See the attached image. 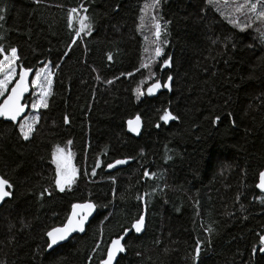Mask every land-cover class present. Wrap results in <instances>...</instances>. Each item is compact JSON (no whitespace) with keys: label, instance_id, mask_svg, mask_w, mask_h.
<instances>
[{"label":"trees","instance_id":"obj_1","mask_svg":"<svg viewBox=\"0 0 264 264\" xmlns=\"http://www.w3.org/2000/svg\"><path fill=\"white\" fill-rule=\"evenodd\" d=\"M148 1L0 0V45L17 48L18 71L54 70L28 141L0 118V176L14 185L0 208V264H101L144 208L145 231L126 238L116 264H264V43L206 0H160L162 54L144 60L138 24ZM85 15L92 31L77 36L75 17ZM169 75L171 90L146 96ZM164 109L179 119L160 120ZM138 115L134 138L125 125ZM68 141L78 174L61 192L52 153ZM118 159L126 167L109 172ZM84 202L96 205L85 233L47 252L46 232Z\"/></svg>","mask_w":264,"mask_h":264},{"label":"snow or ice","instance_id":"obj_2","mask_svg":"<svg viewBox=\"0 0 264 264\" xmlns=\"http://www.w3.org/2000/svg\"><path fill=\"white\" fill-rule=\"evenodd\" d=\"M36 3H40V0H35ZM160 0H152L151 5H145V8L152 7L155 8L159 5ZM227 2V0H226ZM206 3L208 4H214L216 3V0H206ZM247 9V11H245ZM2 11V10H0ZM85 12L88 10L85 8ZM141 11L143 12L144 9L142 8ZM235 11L237 13H240L241 15L246 16L245 24L241 28V31H244L246 28H252L256 26V30L259 32V38L261 40V43H264V28L259 27V25H264V0H256V2H251V0H244V3L237 4ZM77 12V9L73 8L70 10L69 13V26L71 27V22L73 20L74 13ZM254 17V19H253ZM79 20L80 27L79 30L76 32V35L79 36L81 32H88L90 33L92 31V23L90 20V17L85 16H77L75 17ZM5 17L3 15H0V21L4 20ZM143 19V17L141 18ZM153 20L156 19L155 16L152 17ZM230 23H233L234 25L238 26V20L237 19H229ZM155 37L156 40L152 43L156 44L154 56L160 57L162 54V48L157 43L160 40L161 36V25L159 22L155 23ZM147 39V37H145ZM76 41L73 40V43ZM166 43V41H165ZM249 47H253V45H249ZM147 51V49H146ZM65 56L68 55L67 52L64 54ZM0 75H2L3 78H0V96H4L7 92L6 98L3 100L2 103H0V117H4L12 122H16L17 118L21 115V113L24 112L26 105L23 104L22 98L24 97V94L28 92L29 84H28V77L29 72L32 71L31 69L27 68H20V71L18 73L19 78L15 80L14 86L11 87L9 91V85L13 83V77L17 75V61L19 59L18 57V50L16 47H11L9 49H5L3 45H0ZM108 59L111 60L112 56L109 55ZM151 59V58H150ZM171 60L172 58L169 57L167 60L164 61V65L167 67H171ZM144 68H148L149 64L144 63L141 65ZM59 67V65H57ZM139 70V69H138ZM131 75V74H129ZM155 75L154 73L152 74ZM151 78V77H150ZM168 82H161L160 80H156L154 83L151 84L150 87L147 89L148 95H152L156 90L165 88L168 90H171V82L173 81V76H168ZM45 82L47 84V87H45ZM108 83H112V81H108ZM32 86L39 88V100L36 102H33L31 104V107L33 109H39V108H47V97L51 95L50 89L52 85V79H51V73L48 72V65H45L43 68L39 69L35 72V79L31 80ZM137 98L139 99L140 96H142L144 93L141 91L139 87H137L135 90ZM164 114L160 116V120L167 123L170 120H177L179 119L178 116L172 115L171 112H169L167 109L163 110ZM229 116L232 115V113L228 114ZM140 116L138 115L135 120H129V131H138L139 125H140ZM221 120V117L219 115L215 116L213 123L216 124ZM39 122L38 116H33L31 118H25L20 124H19V131L20 135L25 141H28L33 132L35 131V124ZM68 117H65V123H68ZM233 124L235 125V121H233ZM160 125L157 124V127ZM69 144H71V141H68ZM65 149L60 148L59 146L56 147L55 151L52 153L53 162L56 164V178H55V185L59 189V191L63 192L65 191V186L70 185L74 182V179L76 177V170L73 168L70 164V153L68 156L64 155ZM128 160H116L114 163H109L108 168H114L117 165H123L127 164ZM99 162H97L96 167H99ZM92 175H96L95 168L92 171ZM145 176H149L150 174L145 171ZM259 183L256 185L257 188L264 191V170H261L259 172ZM14 185L6 179L4 176H0V203L5 202V198L11 197L12 192L7 191L6 189H12ZM45 193H49L48 189H44ZM43 196V193L41 194ZM96 207L92 202H84L80 204H73L72 205V214L68 216L67 223L63 225V227H53L51 230H48L46 232V236L49 238V241L47 243V249L46 250H53L54 246L58 245L60 241H64L67 239V237L70 235V233L74 231H85V222L87 221L89 215H91L93 209ZM145 228V216L143 214H140L138 218H134L131 222L130 228H124L123 234L120 235L118 238H114L111 240L110 245L107 248V255L106 259L101 260V264H113V261L116 259L118 253H123L126 251V244L122 243L126 239V237L134 230L135 233L140 234L142 230ZM209 231H211L209 229ZM200 241H197L196 245V255L199 256L201 248H200ZM259 244L261 247L259 248V251L261 253H264V234L259 235ZM256 249L254 248L253 251ZM139 255V254H138Z\"/></svg>","mask_w":264,"mask_h":264},{"label":"rangeland","instance_id":"obj_3","mask_svg":"<svg viewBox=\"0 0 264 264\" xmlns=\"http://www.w3.org/2000/svg\"><path fill=\"white\" fill-rule=\"evenodd\" d=\"M251 2H256V0H251ZM151 3H152V0L148 1L147 2V5H151ZM240 3H244V0H227V2H226V0H216V3L211 4V5L215 7L216 11L226 21L229 22V19H237L238 20V26L234 25L233 23H230V22L229 23L231 25L237 27L241 31V28L245 24L246 16L241 15L240 13H237L235 11V8H236L237 4H240ZM245 11H247V9H245ZM153 16L156 17L155 20L152 19ZM142 17H143V19H141ZM253 19H254V17H253ZM157 22L160 23L161 21H160L159 15L157 13L156 7L155 8H152V7L145 8L144 7V11L143 12L141 11V14H140V17H139V24H138V26H139L138 31L140 33V36H141L143 42H144V51H143V58H144V60L147 59V58H153V57H155L154 56V52H155L154 45H155V43H152V42L155 41V39H156V37L154 35V33H155V27H154V25ZM259 27L264 28V25H259ZM161 30L163 31V29H161ZM246 30L247 31H252V32L256 33V35L259 37V32L256 30V26H254L252 28H246L244 31H246ZM145 37H147V39H145ZM146 49H147V51H146ZM144 60H143V62H144ZM144 63H146V62H144ZM45 65H48V72L51 73V79L53 81L54 70L50 66L49 63H46ZM45 65H43L41 68H43ZM41 68H39V69H41ZM17 76H18V68H17V75L15 77H13V83L9 85V89L14 84L15 80L17 79ZM0 78H3L2 75H0ZM32 79H35V73H34ZM45 87H47L46 82H45ZM30 88H31L30 96H29L30 97V101H29L28 104H26L24 102V104L28 107L27 115H25L21 120L16 121L17 122V130H18L19 134H20L19 124L25 118H31L33 116H38L39 117V115H40L39 112L43 109V108L33 109L31 107V104L33 102H36V101L39 100V98H40L39 97L40 89L32 86L31 83H30ZM51 89H52V85H51ZM51 89H50V92H51ZM6 95H7V92L5 93L4 96H0V103L5 98ZM49 97H50V95L47 97V101H48ZM24 101H25V99H24ZM38 123L35 124V128L38 125ZM21 138H22V136H21ZM68 146L69 145H67L66 148H65V153H64L65 156L66 155L68 156L69 153L71 154L70 149L68 148ZM73 162H74V159H73L72 154H71L70 155V164H71V166L73 168H75L74 165H73ZM55 167H56V164H55ZM75 170H76V168H75ZM76 173H77V170H76Z\"/></svg>","mask_w":264,"mask_h":264},{"label":"water","instance_id":"obj_4","mask_svg":"<svg viewBox=\"0 0 264 264\" xmlns=\"http://www.w3.org/2000/svg\"><path fill=\"white\" fill-rule=\"evenodd\" d=\"M20 71V70H19ZM19 71H18V73H19ZM33 75H34V72L33 71H30L29 72V77H28V84H29V89H28V92H26L25 94H24V97L22 98V103L24 104V99L28 96V95H30V91H31V88H30V83H31V80H32V77H33ZM19 78V76H17V79ZM16 79V80H17ZM12 86H14V84L12 85ZM11 86V87H12ZM151 86V85H150ZM149 86V87H150ZM11 89V88H10ZM10 89H9V91H10ZM148 89V88H147ZM164 91V88H161V89H158V90H156L152 95H150V96H152V97H156L160 92H163ZM147 93V92H146ZM148 94V93H147ZM7 96V95H6ZM6 96H5V98H6ZM4 98V99H5ZM3 99V100H4ZM3 100H2V102H3ZM1 102V103H2ZM27 112H28V107L26 106L25 107V110H24V112L23 113H21V115L17 118V121H19V120H21L25 115H27ZM137 117V116H136ZM135 117V118H136ZM0 118H3V119H5L6 121H8V122H12V121H10V120H8V119H6V118H4V117H0ZM135 118H132V119H130V120H135ZM129 121V120H128ZM128 121L126 122V133L127 134H129L130 136H132V137H134V138H138L139 137V135H140V133H141V131H142V128H143V126H142V121L140 120V125H139V128H138V131H129V125H128ZM114 163V162H113ZM126 165L127 164H123V165H117L116 167H114V168H111V169H109L108 168V171L109 172H114V171H117V170H119V169H121V168H124V167H126ZM264 170V169H263ZM259 183V177H258V181H257V184ZM256 184V185H257ZM7 191H9V189H6ZM256 191H257V193L258 194H260L261 196H263L264 197V191H262L261 189H259V188H257L256 187ZM11 197H7V198H5V201L6 200H8V199H10ZM4 203V202H3ZM3 203H0V208H1V206L3 205ZM77 204V203H76ZM78 204H80V203H78ZM72 214V206H71V208H70V212H69V214H68V216H70ZM96 214V207L93 209V211H92V213H91V215H89V217H88V219H87V221L85 222V225H84V227H85V231H86V228H87V226L89 225V223H90V221L92 220V218L94 217V215ZM142 214L145 216V227H146V210H145V208L143 209V212H142ZM68 218V217H67ZM67 223V219H66V221L64 222V224H66ZM63 224V225H64ZM61 227H63V226H61ZM85 231L84 232H80V231H74V232H72V233H70V235L67 237V239H65L64 241H60L59 243H58V245H56V246H54V249H56L57 247H59V246H61V245H63V244H65V243H67L69 240H71L74 236H77V235H82V234H84L85 233ZM144 231H145V228L142 230V232L140 233V234H137V233H135V231L133 230L130 234H133V235H135V236H140L141 234H143L144 233ZM129 234V235H130ZM262 234H264V230H263V233ZM122 235V234H121ZM128 235V236H129ZM127 236V237H128ZM126 237V238H127ZM118 238V237H117ZM46 239H47V242H50L49 241V238L46 236ZM126 240V239H125ZM125 240L124 241H122V243H124L125 242ZM110 243H111V241H110ZM110 243H109V245H110ZM108 245V246H109ZM108 248V247H107ZM47 249V248H46ZM53 249V250H54ZM47 252H50V251H52V250H46ZM261 253V252H260ZM126 254V251L125 252H123V253H118L117 254V257H116V259L113 261V264H116V262H117V260L119 259V257L120 256H124ZM261 254H263V253H261ZM106 255H107V249H106V253H105V257H104V259H106Z\"/></svg>","mask_w":264,"mask_h":264},{"label":"flooded vegetation","instance_id":"obj_5","mask_svg":"<svg viewBox=\"0 0 264 264\" xmlns=\"http://www.w3.org/2000/svg\"><path fill=\"white\" fill-rule=\"evenodd\" d=\"M68 148L71 149L70 144H69ZM71 154H72V153H71ZM66 156H67V155H66ZM73 165H74V163H73ZM74 167H75V165H74ZM75 168H76V167H75ZM76 170H77V173H76V177H75V179H74V182L77 180L78 169L76 168ZM74 182L71 183L70 185H66V186H65V190H69V189H71V188L74 186ZM57 190H59V189L57 188Z\"/></svg>","mask_w":264,"mask_h":264},{"label":"bare ground","instance_id":"obj_6","mask_svg":"<svg viewBox=\"0 0 264 264\" xmlns=\"http://www.w3.org/2000/svg\"><path fill=\"white\" fill-rule=\"evenodd\" d=\"M228 23H229V22H228ZM162 43H163V42H162ZM146 96H148V97H152V96H150V95H148V94H147Z\"/></svg>","mask_w":264,"mask_h":264}]
</instances>
